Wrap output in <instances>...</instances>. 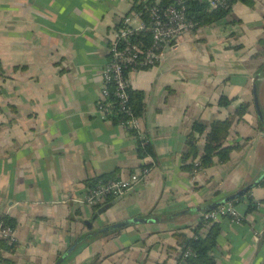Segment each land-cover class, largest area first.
<instances>
[{
  "label": "crops",
  "instance_id": "obj_1",
  "mask_svg": "<svg viewBox=\"0 0 264 264\" xmlns=\"http://www.w3.org/2000/svg\"><path fill=\"white\" fill-rule=\"evenodd\" d=\"M133 2L0 0V216L15 237L2 256L12 264H177L176 235H192L208 206L256 181L233 202L240 221L215 220L212 252L215 264H264V0H233L224 17L183 34L154 66L128 72L130 88L143 93L135 131L149 155L98 109L108 42L135 13ZM229 116V158L183 166L193 124ZM203 145L202 135L199 153ZM145 165L148 173L122 194L84 201L94 180ZM131 217L150 220L99 231Z\"/></svg>",
  "mask_w": 264,
  "mask_h": 264
},
{
  "label": "built area",
  "instance_id": "obj_2",
  "mask_svg": "<svg viewBox=\"0 0 264 264\" xmlns=\"http://www.w3.org/2000/svg\"><path fill=\"white\" fill-rule=\"evenodd\" d=\"M233 0H206L210 10L229 6ZM186 0H173L163 5L161 0H154L148 8L147 19L140 14L125 15L108 42V60L103 69L102 98L98 109L109 115L114 105L127 115L119 125L128 129H135L137 117L128 106V89L130 87L128 72L130 70L147 69L155 65L166 48L175 49L178 39L185 33L193 30L196 23L188 17ZM133 19L137 24L134 25ZM149 32L150 42L142 44L132 41V38L141 32ZM109 85L114 88L115 101L109 100ZM150 166L141 167L139 172H132L128 177H111L99 180L87 187L84 201L95 205L104 198L118 196L131 188L140 178L148 173ZM221 216H229L240 221L242 216L232 202L222 203L202 213L206 222L216 220ZM0 238L13 241L14 229L12 225L0 219ZM189 251L185 252V255Z\"/></svg>",
  "mask_w": 264,
  "mask_h": 264
},
{
  "label": "trees",
  "instance_id": "obj_3",
  "mask_svg": "<svg viewBox=\"0 0 264 264\" xmlns=\"http://www.w3.org/2000/svg\"><path fill=\"white\" fill-rule=\"evenodd\" d=\"M153 1L154 0H134L131 11L140 14L141 18L147 19L148 8L152 5ZM172 2L173 0H161L163 5H167ZM186 4L188 8V17L196 23V26L199 24L214 22L221 19L229 12V6L210 10L208 3L201 0H186ZM132 41L148 44L150 42V34L147 31L141 32L136 34L132 38ZM261 42L263 43L264 41ZM128 96V106L130 107L133 115L137 118L140 117L144 112L143 93L132 90L129 87ZM108 99L115 101L114 88L111 85H109ZM219 103L225 107L228 105L229 100L222 97L219 100ZM246 111L247 105H241L235 111L234 115L240 119ZM108 118L114 123L119 124L120 121L127 118V115L114 105L112 112L108 115ZM232 123L233 117L231 116L223 120H215L210 123L209 126L195 122L185 142L186 148L182 153L183 166L189 169L206 168L213 164L214 157H217L219 162L226 161L229 158L230 152L236 148V146L225 145L224 143L225 139L229 135ZM129 130L136 136L139 153L141 155L152 154V148L149 143L140 138V135L135 131V129ZM202 135L204 136V145L202 152L199 153L198 140ZM107 178L111 177L98 178L90 183V185ZM261 182L264 184V177ZM242 196L243 195H240L239 197L232 199L230 202L233 203L236 199L241 198ZM254 206L253 202H250L248 209H251ZM0 219H2L5 223L12 225V223L4 217L0 216ZM219 229L220 227L217 221L213 220L211 222H206V220L201 216L197 224L193 227L192 235L188 236L183 233L177 234L176 237L178 243L182 246L181 250L177 254V264H215L216 259L212 249L217 243ZM14 248V243L9 242L6 238H0V261L3 260L6 261L7 264H12L13 261L11 259L4 258L1 251L7 250L12 252ZM187 250L189 253L185 255ZM159 264L165 263L163 262Z\"/></svg>",
  "mask_w": 264,
  "mask_h": 264
},
{
  "label": "water",
  "instance_id": "obj_4",
  "mask_svg": "<svg viewBox=\"0 0 264 264\" xmlns=\"http://www.w3.org/2000/svg\"><path fill=\"white\" fill-rule=\"evenodd\" d=\"M255 83L253 85V92H254V96H256L255 94ZM255 104H256V108H257V103H256V99H255ZM258 109V108H257ZM264 175V174H263ZM256 184V181L254 182H251L245 186H243L242 188H240L239 190L231 193V194H228L226 196H223L222 198H220L219 200L215 201L213 204H211L210 206H208L209 209H212L213 207H216L217 205H220L222 203H226V202H229L231 201L232 199L234 198H237L239 197L240 195H243L244 193H246L251 187H253L254 185ZM111 205V203H106L104 204L103 206H101L98 210H97V213L96 214H99L101 212H103L105 209H107L109 206ZM150 220L149 218H140V217H131V218H127V219H123V220H120V221H117L113 224H109V225H106V226H103L99 229V231H105V230H109V229H113V228H116V227H120V226H124V225H127V224H130L132 222H143V221H148ZM88 221V220H87ZM89 223V222H88ZM97 232H91L90 234H96ZM74 246V244L72 245ZM71 246V247H72ZM64 258V256H62L60 259L62 260Z\"/></svg>",
  "mask_w": 264,
  "mask_h": 264
}]
</instances>
